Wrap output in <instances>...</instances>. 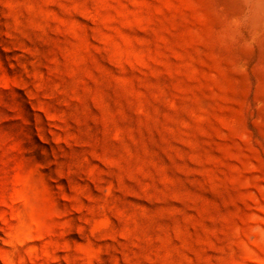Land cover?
<instances>
[{"label":"rangeland","instance_id":"obj_1","mask_svg":"<svg viewBox=\"0 0 264 264\" xmlns=\"http://www.w3.org/2000/svg\"><path fill=\"white\" fill-rule=\"evenodd\" d=\"M0 264H264V0H0Z\"/></svg>","mask_w":264,"mask_h":264}]
</instances>
